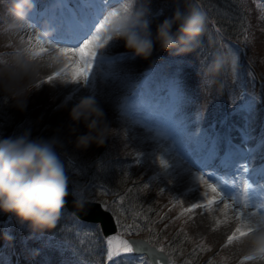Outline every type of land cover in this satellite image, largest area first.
<instances>
[{
  "label": "rangeland",
  "instance_id": "1",
  "mask_svg": "<svg viewBox=\"0 0 264 264\" xmlns=\"http://www.w3.org/2000/svg\"><path fill=\"white\" fill-rule=\"evenodd\" d=\"M182 1L184 2L183 5L186 7L187 4H185V0ZM255 2H253L256 5V8L254 9V12H256L254 16V27L256 29V35L258 36L259 49L264 52V0H256ZM121 3L122 0H120V4ZM189 3L194 4L204 11L208 20L207 26L213 30H216L212 15L208 14L204 10L200 0H189ZM110 4L113 5V2L110 1ZM118 7L119 6L109 7V9L104 11V13L106 14L107 11L112 10V8ZM150 8L151 15L149 19L152 21V30L154 32L156 24L161 22L165 17H170V13L169 10L164 8V6L158 2V0H150ZM219 10H221V8L217 7V11ZM225 45L226 48L223 47L224 49L230 53L231 48V50L235 53L234 68L236 71L234 75L232 70L230 75L233 77V85L240 89L243 101L249 98H255L258 101L261 98L260 95L262 94V89L264 87V80L258 75V70L248 67L245 61L246 54L243 47L232 41H227ZM108 47L117 54H124V56L121 57V59L124 58L123 61H117L114 63L110 60L104 59V62L94 65V69H96V71L93 74V80L90 82L89 86H85L86 88L83 91H74L73 85L64 88L57 87L56 89H50L48 84H42V86L37 87L36 85L40 81L38 80L36 82L35 87L39 88V91H33L30 94L27 108L25 109L33 110V128L38 131H52L60 126H63V130H58L56 132L65 138H69V141H73L75 136L69 135L68 132L70 125V121L68 119V110L76 101L75 98L83 95H93L103 108L104 112L107 113L110 118L112 113H116V115H118V121L121 122V127H119L120 134L123 135L128 141L130 140L133 145H136L137 142V145L145 150L144 152L136 149L135 152L141 158H148V160H146L147 162L145 163L147 173H149L151 177L158 180L157 190L152 192V195H155L156 200L150 198V192L153 191V189L150 186L145 188L144 185L140 183L142 176L138 170L132 184L140 183V186L137 190L140 193L139 196L142 198H150V203L156 205V210H154L152 215L148 214L146 219L140 220L138 219L137 210L126 208L129 204L128 199L122 200L119 196H107L104 198V194H99L97 196L91 194L96 192V184L94 183L95 174L90 172V174L84 175L82 169L79 168L80 164H72L71 162L64 161L65 159L60 156L63 166L65 163V165L72 167V171H65V175L68 179L72 180L71 183L73 195L76 196L78 200H95V197H98V199L95 201L100 202L106 210H115L117 213L121 214L122 217L120 218L122 219V223L124 225L138 224L141 226L139 230L144 231L145 234H150V231H148L146 226H144L148 224L151 228L153 227L154 236H158L159 239H161L158 240L160 243H162L163 238L166 240L173 239L174 251L172 252V260L170 264H172L173 261L174 264H185V261H191L192 264H195L197 260H205L204 264H209L210 260L213 262V264H219V259H216L217 256L214 255L213 248L216 249V247H218V249H216L217 252L223 251L225 253L227 251V247L231 246L229 245L227 247H223L220 245V241L230 234L232 230L231 226L233 225L232 222L230 223L229 227L223 229V233L216 235V232L213 230L214 223L212 222V219L215 217L216 219H219L217 206L214 207L212 212H204L200 209H197L196 212L192 214L191 219H189L187 215H181L185 207L193 202L201 200L203 193L205 192L204 190H206V185L200 184L191 173L190 169H186L185 167L181 166L180 161H178V159L183 158V154L181 153L184 148L183 144H185L190 137L185 134L191 132V130H186L184 123H181L183 121L181 120V122H179L178 117H176L174 120L172 127L168 128L169 130L164 128L155 129L151 125H145V123L150 124L152 120L144 121L143 119L138 118L141 120V122L134 123L133 120L137 119V117L130 118L123 114L122 105L124 102L117 103L116 98L120 93H116V90L119 91L118 88H121L120 91H128L129 95L131 93L133 94L136 88L135 86L134 88L130 86L134 85L136 82L133 78V73L145 74L149 66H153L157 69L160 64H162L161 69L165 67H172V70L178 76V81L181 83L183 90L190 91L192 97L191 103L182 102L180 106L183 108L184 114L189 118L192 119L193 117L198 116V119L201 122L199 125L201 134L205 136L209 132L210 128L221 129L218 125L219 118L217 116H221L219 113V108L224 109L225 105L230 101L231 84H229L227 81L225 82L223 93L221 95H217L215 92H213L211 95H204L200 88L199 77L197 76V69L200 66L196 65V68L193 66L191 67L190 61L185 58L184 55L172 56L169 55V53L164 52V56L160 57V60L156 62V52H159L158 47L153 51L152 56L148 60H141L139 58L132 59L130 54L125 52L122 43L113 42L112 45ZM200 49L202 52L204 51L203 47ZM106 50L107 48L101 49L100 51L104 52ZM106 65L110 67L121 66L125 72L123 75H120L114 73L111 69L106 71ZM261 66L262 65L259 66V69ZM186 68L187 71L185 70ZM151 70L152 68L149 70V72H151ZM179 73L183 74L184 77L182 78V75H178ZM126 81H129L130 85L126 83ZM102 83L106 84L107 89L103 88ZM116 85H119V87ZM132 89H134V92ZM99 91H105L104 95L99 96L97 94ZM64 92L66 94L71 92V95L67 97L63 95ZM112 93L115 95L110 96ZM129 95L126 94V98ZM164 96L166 100H170L168 93ZM105 99L107 100L104 102ZM62 102L66 103L67 107L58 108V105H60ZM179 104L180 100L177 105L179 106ZM106 119L109 123L111 122L108 120L107 116ZM130 122L133 123V128L137 131L135 137L133 136L132 138L131 134L124 129L127 128ZM190 122L191 121H188L187 123ZM251 123H254L255 126L264 125V103L258 102L255 104L254 118ZM4 126L5 124L0 125V139L8 137L14 138L19 136L14 135L15 131L11 132ZM111 127L113 130L115 129L112 125ZM170 129L172 132H170ZM84 131L85 129L83 125H80L76 134H83ZM114 135L117 136V134H114L113 131L109 138H112ZM233 137V140L236 143H241L240 133L233 134ZM92 148L94 149L96 146L93 145L88 149ZM165 149L172 150L174 152L168 153ZM159 158L166 161L167 167H161L159 164ZM255 158L256 155L253 157L254 161ZM97 162L100 163L101 160ZM97 162L89 168V171L91 169L93 172H96L98 169ZM151 162L154 163V165H151ZM249 167L251 168V165ZM66 168L67 167L64 166V169ZM71 172L75 176V179L73 178ZM188 175L190 178H188ZM220 181L223 184H227V182L223 179H220ZM221 183H218L220 187L222 186ZM159 191L162 194L159 195ZM209 194L211 195L212 193ZM176 201L181 202L176 203ZM201 212H204V215L207 214L209 218H206L205 220L199 218ZM230 212L232 213L231 208ZM173 214L175 215V218L177 216L178 219L171 221L169 215L173 216ZM1 218L3 217H0V264H14L12 259L16 260L15 263L17 264H68L64 261L65 255L70 256L69 254L72 252L69 250H62L59 247L57 248L58 245L55 240H45V245L41 244L43 247H40L38 240H21L17 233H15V236H11L9 234L8 223L9 221H12V223L15 225V219L11 216H7V220L2 221ZM181 222L182 225L180 224ZM159 229H162V234H158ZM137 231L138 230L134 229L131 232H125L124 238L127 239V237H141L145 239V237L138 234ZM172 231L175 232L169 236L168 233ZM76 233L79 234L80 237L82 236V238H88L92 242H94V240L95 242L99 241V243L103 244L104 248H106L105 239L107 237L102 236L98 227L83 222L78 223L76 225ZM5 236L11 237L10 241H6L4 239ZM2 240L4 242H2ZM201 243H203L205 247L210 245L211 248L210 252L208 253L207 251L199 253L201 256L198 258L197 256H193L192 252L193 249ZM31 247H34L32 251H30ZM52 249L56 250L52 252L50 251ZM188 251H191V254H189Z\"/></svg>",
  "mask_w": 264,
  "mask_h": 264
},
{
  "label": "clouds",
  "instance_id": "2",
  "mask_svg": "<svg viewBox=\"0 0 264 264\" xmlns=\"http://www.w3.org/2000/svg\"><path fill=\"white\" fill-rule=\"evenodd\" d=\"M35 7V0H4L0 9V42L10 44L0 48V93L13 101L23 111L38 80H43L60 63L54 50L40 56H32L30 45L22 36L28 17ZM107 23L102 40L122 43L132 59L148 60L158 47L161 52L172 56L188 55L196 51L201 41L212 49L211 58L198 67L197 76L204 95L223 93L224 85L235 66V58L221 47L218 36L207 33V16L192 3L185 8L176 7L170 17H165L152 30L150 0H123ZM41 38L52 35L51 26L35 32ZM48 87L56 89L76 85L64 77L50 81ZM54 99V98H53ZM67 107L61 103L58 108ZM70 141L76 150L86 151L95 145L101 147L114 131L106 119L105 112L94 96L77 98L68 110ZM83 125L85 131L77 135ZM26 131L16 137L0 139V214L11 216L18 225L26 226L33 233H43L56 227L65 208L68 178L60 159L58 148L64 142L58 136L30 139ZM77 210L82 202L73 201ZM256 230L234 245L243 257L250 259L246 264H264V215L250 218ZM6 241L11 237L5 236ZM230 264L231 257H228Z\"/></svg>",
  "mask_w": 264,
  "mask_h": 264
},
{
  "label": "snow or ice",
  "instance_id": "3",
  "mask_svg": "<svg viewBox=\"0 0 264 264\" xmlns=\"http://www.w3.org/2000/svg\"><path fill=\"white\" fill-rule=\"evenodd\" d=\"M123 2V0H122ZM110 0H50V3L44 8L41 13L37 6V0H35V7L32 11V15H41L42 18L47 21L45 27L51 26L52 31L55 32V36L41 38L36 35L34 38L30 37L28 43L30 48L27 49L32 56H40L47 51L54 50L57 55L55 59L59 61L60 68L58 71L52 72L50 75L41 80L36 86L40 87L42 84H47L58 77H64L70 81L76 82V85L89 86L93 80V68L94 65L104 62L105 53L100 51L105 49L115 41L102 40L101 36L105 30L107 23L112 15L115 14V9L104 13V8L108 6ZM36 26L28 20L24 26V29L32 30ZM118 43V42H116ZM230 53L235 58V53L230 48ZM204 62H201V66ZM235 68L233 74L235 75ZM130 85L129 81H126ZM134 88V85H130ZM142 92L137 91L135 94H130L122 105V112L127 117H142L144 121L152 120L156 118L153 111L142 103ZM146 95V94H144ZM93 96V95H91ZM177 98L180 100L179 107L182 102L191 103L189 97L184 94L183 87L178 80L173 81V95L172 99ZM243 100V97H241ZM264 103V97H261L258 101L255 98H249L244 100L239 107H235V100L231 101L233 112L229 113V116L240 115V118L244 122V126H241V143H236L233 139L227 138L224 140L225 152L223 155V168L233 169L236 171H242L248 173L250 171V165H254L251 168L252 175H259L264 177V168L257 170V163L253 160V157L257 154V150H264V139L260 140L255 146L250 142L253 140L251 134L250 125L254 118V108L256 103ZM179 116V113H178ZM134 123H140V119L133 120ZM223 123H227V118L222 120ZM231 127V126H230ZM207 133L205 137V143L208 148L205 149V153L208 155L207 160H203L197 156L192 162L194 166L202 165L208 167V162L217 157L214 155L215 142L217 141V135L211 131ZM190 139V138H189ZM198 142V141H197ZM208 149L212 151L209 152ZM138 154L136 153L135 156ZM264 159V151L261 152L259 160ZM159 164L161 167H167L166 161L159 158ZM196 180L203 185H206V190L203 193L202 199L191 203L185 207L181 215H187L189 219L192 218V214L197 209L202 211L212 212L214 206L223 205L220 209L224 212V219L216 220V228H219L222 224L229 222L228 210L231 208L235 220V227L229 235H227L223 247L232 245L235 241L242 239L256 230V226L250 223V218L257 215H264L260 209L264 208V205L257 204L255 211L247 212L249 202L247 199V193L252 184L247 179L243 182V192L239 198L233 197L227 199L223 193L219 190V186L213 183L210 178H206L205 173H200ZM149 185L145 184L147 188ZM163 191V190H162ZM212 193V195H209ZM181 201H176L180 203ZM116 222L118 231L115 235L109 236L105 239L106 244V257L108 261L113 260L116 257H124L125 259L132 260L137 259L139 264H146L144 254L149 257H155L157 253H165L164 247H155L151 240L149 241H130L124 238L125 232H131L141 228L140 225H124L121 223L119 215H116ZM215 230V229H213ZM210 249L205 247L203 243L197 245L192 252L195 256L198 253L209 251ZM134 254H138L134 257ZM250 258L244 256L240 261V264H245ZM147 264H160L159 259H153ZM174 264V261L172 262ZM185 264H192L191 261H185ZM209 264H213L210 260Z\"/></svg>",
  "mask_w": 264,
  "mask_h": 264
},
{
  "label": "trees",
  "instance_id": "4",
  "mask_svg": "<svg viewBox=\"0 0 264 264\" xmlns=\"http://www.w3.org/2000/svg\"><path fill=\"white\" fill-rule=\"evenodd\" d=\"M158 2L161 3L164 8L169 10L170 16L172 15L174 8H185L183 5L184 2L182 0H158ZM200 2L204 7V10L208 14L212 15L216 27L222 31L224 36L235 42L248 45L249 24L245 0H200ZM188 3L189 0H185V4ZM217 7H220L221 10L217 11ZM207 33L215 36L213 30L209 26H207ZM201 47L204 48L203 52L200 49ZM207 52L212 54V49L207 46L206 41L202 40L200 47L191 53L192 62H194L193 60H195L197 63H201V61H203L205 64V62L211 58V55H209ZM247 54L250 59L253 58L249 48ZM10 104H12L11 99H9L3 93H0V119H3V121L9 119L12 122V116L15 113L17 114L16 110H14V113H8L9 109L7 112H4L5 105L7 106ZM33 115L34 113L32 110H28V112H26L24 119L18 124L19 127H15L16 129L14 135H22L28 131L30 132V139H48L54 135L58 136L64 142V147L58 148L57 152L60 154V156H62L63 159H65L64 161L71 162L72 164H80L79 168L82 169L84 175L90 174V172L95 174L94 183L97 184L98 187L96 186V192L91 194H94L95 196L104 194V198L107 197V194H111L119 196L122 200L128 199L129 204L126 208L137 210L138 219L140 220L146 219L148 214H153L154 210H156V205L150 203V198L156 200L155 195H152V192L154 191H151L149 199L139 196L140 193L137 190L140 186V183L145 185L147 182L145 180H141L140 183L132 184L137 174V169L132 167V162H134L135 157L133 156L130 148L126 146V144L119 137L116 135H114L112 138L108 137L105 144L101 147L87 149L86 151L76 150L73 147V144L70 143L69 138H65L56 132L58 130H63V126H60L52 131H38L33 128ZM7 125L10 126L11 123ZM99 160H101L100 163L97 162ZM96 162L98 163V169L96 172H93L91 169L89 171V168ZM64 166L67 167L65 171L72 169V167L65 165V163ZM72 176L75 179L73 174ZM95 199H98V197H95ZM118 215L120 216L121 214ZM169 218L171 221L175 220L173 217L169 216ZM70 225H73L72 216L63 209L56 227L45 232L52 234L54 240H65L76 247L78 244L77 242L75 243L76 239L73 238L72 234L67 230V228H71ZM144 226H146V229L150 231V234H145L142 230H138L137 233L143 235L146 239H148V241L151 240L152 244L164 247L165 252L171 257L172 252L174 251L173 239L166 240L163 238L162 243H160L158 240L161 239H159L158 236H154L153 227L151 228L148 224ZM173 232L175 231L168 233V235L171 236ZM160 233L162 234V229H159L158 234ZM188 252L191 254V251ZM195 256L199 258L201 255L198 253ZM197 262L198 260L195 262V264Z\"/></svg>",
  "mask_w": 264,
  "mask_h": 264
},
{
  "label": "water",
  "instance_id": "5",
  "mask_svg": "<svg viewBox=\"0 0 264 264\" xmlns=\"http://www.w3.org/2000/svg\"><path fill=\"white\" fill-rule=\"evenodd\" d=\"M68 192L69 195L66 198V205L68 211L73 213L78 219L88 222H97L100 224L102 233L104 235L111 234L115 232L116 226L113 222V218L109 212L103 210L99 202H90V201H80L83 204V208L77 210L73 207V201L76 200L71 194V186L68 182ZM130 241H145L140 238H130ZM151 247V245H149ZM148 259L151 261L153 259H159L160 264H167V257L164 254L157 253L155 257H149L145 254Z\"/></svg>",
  "mask_w": 264,
  "mask_h": 264
},
{
  "label": "bare ground",
  "instance_id": "6",
  "mask_svg": "<svg viewBox=\"0 0 264 264\" xmlns=\"http://www.w3.org/2000/svg\"><path fill=\"white\" fill-rule=\"evenodd\" d=\"M110 1L113 2V5H111L112 3H111V4L109 3L108 6L106 7V9H104L103 11L108 10L109 7H117V6H119V4H120V0H110ZM108 48H109V47H108ZM108 48H107L106 51H104V53H105V58H104V59H106V60H110V61H123L124 58L121 59V57H123L124 54H117V53H115L113 50L108 49ZM120 59H121V60H120ZM127 61H128V60H127ZM136 64H137V63H136ZM111 68H112V67L107 66L106 71L110 70ZM169 76H170V75H169ZM183 77H184V76H182V78H183ZM69 86H71V85H69ZM67 87H68V86H67ZM159 87H160V84H159V82H157V83L155 84V86H153V87L151 88V91L153 92L154 90H156V89L159 88ZM85 88H86V87L83 86V85H78V84H77V85H73V90L76 91V92L83 91ZM142 97H143V94H142ZM75 100H77V98H75ZM195 133H196V132H193V134H195ZM182 178H183V177H182ZM188 178H190L189 175H188ZM192 179H193V178H192ZM214 207H216V206H214ZM217 208H218V217H219V219L223 220V219H224V212L220 210V209L223 208V206H217ZM204 212H206V211H204ZM204 212H201L200 215H199V218H202L203 220H205L206 218H209V216H208L207 214L204 215ZM228 217H229V222H228L227 224H222L219 228H216V220H217L216 217L212 219V222L214 223V227H213V229H215L214 231L216 232V235H219L220 233H223V229L229 227L230 223L234 221V218H233V211H232V213H231V212H230V209L228 210ZM210 221H211V220H210ZM231 246H232V249H237V248L235 247L234 243H233ZM230 249H231V248H230ZM235 264H238V262L235 263Z\"/></svg>",
  "mask_w": 264,
  "mask_h": 264
}]
</instances>
